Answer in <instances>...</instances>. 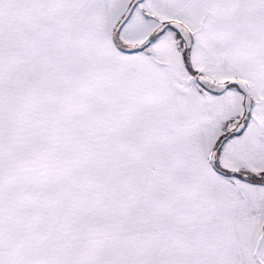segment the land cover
<instances>
[{
    "label": "snow or ice",
    "instance_id": "1",
    "mask_svg": "<svg viewBox=\"0 0 264 264\" xmlns=\"http://www.w3.org/2000/svg\"><path fill=\"white\" fill-rule=\"evenodd\" d=\"M0 264H264V0H0Z\"/></svg>",
    "mask_w": 264,
    "mask_h": 264
}]
</instances>
